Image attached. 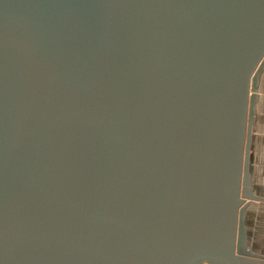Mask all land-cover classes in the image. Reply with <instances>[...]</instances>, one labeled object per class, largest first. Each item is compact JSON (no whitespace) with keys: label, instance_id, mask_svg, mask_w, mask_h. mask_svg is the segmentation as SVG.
I'll use <instances>...</instances> for the list:
<instances>
[{"label":"water","instance_id":"95a60500","mask_svg":"<svg viewBox=\"0 0 264 264\" xmlns=\"http://www.w3.org/2000/svg\"><path fill=\"white\" fill-rule=\"evenodd\" d=\"M263 74L264 0H0V264H264Z\"/></svg>","mask_w":264,"mask_h":264},{"label":"crops","instance_id":"0c3cea01","mask_svg":"<svg viewBox=\"0 0 264 264\" xmlns=\"http://www.w3.org/2000/svg\"><path fill=\"white\" fill-rule=\"evenodd\" d=\"M250 181L252 193L259 197V239L264 237V74L259 84L250 153ZM263 229V230H261Z\"/></svg>","mask_w":264,"mask_h":264},{"label":"rangeland","instance_id":"374dc122","mask_svg":"<svg viewBox=\"0 0 264 264\" xmlns=\"http://www.w3.org/2000/svg\"><path fill=\"white\" fill-rule=\"evenodd\" d=\"M248 219L250 245L254 252L264 255V237L261 236L259 239V205H254L249 209Z\"/></svg>","mask_w":264,"mask_h":264}]
</instances>
